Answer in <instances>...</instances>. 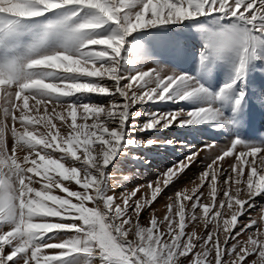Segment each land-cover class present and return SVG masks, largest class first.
<instances>
[{
    "label": "snow or ice",
    "instance_id": "1",
    "mask_svg": "<svg viewBox=\"0 0 264 264\" xmlns=\"http://www.w3.org/2000/svg\"><path fill=\"white\" fill-rule=\"evenodd\" d=\"M167 26L203 38L198 51L182 34L168 42L201 79L147 45L127 66L129 38ZM257 61L264 0H0V264H264V139L236 128L264 106ZM221 71L233 78L218 90L202 82ZM173 127L224 139L137 138ZM129 145L183 158L117 191L109 165ZM197 163L159 217L154 203Z\"/></svg>",
    "mask_w": 264,
    "mask_h": 264
},
{
    "label": "rangeland",
    "instance_id": "2",
    "mask_svg": "<svg viewBox=\"0 0 264 264\" xmlns=\"http://www.w3.org/2000/svg\"><path fill=\"white\" fill-rule=\"evenodd\" d=\"M156 35L150 40L145 41L141 37L142 33H136L137 37L135 41L129 38V44L125 47V62L130 69L138 67L144 63L149 57L145 56L141 51V48L145 45L152 49L153 57L162 58L164 61L170 63L171 67L177 71L186 72L189 75L196 76L198 79L202 78L203 69L198 68L196 60L192 55L176 56L168 47V42L174 37L181 35L184 39L193 44L198 51L203 45V38L199 35L190 36L187 30L180 26H167L161 29L148 30ZM264 61H257L255 67L249 71V80L256 88H264ZM233 78L231 72L225 74L223 71L214 72L212 74L211 82L206 79H202L206 87H210L212 91L218 90L223 84H226ZM31 103V102H30ZM199 103L198 98H194L192 101L186 102L188 107H197ZM254 105L251 109L246 108L244 111L249 113L245 119L243 126L236 125L237 131L240 134L242 140L248 141H261L264 139V106L252 101ZM167 110V109H162ZM43 114V112H41ZM79 122V119H78ZM206 128V126H204ZM157 135L163 139L182 138L187 142L194 143L197 146L204 140L212 142L210 137H213L211 130H206L204 134L197 132H190L187 129L181 128H169L164 129L161 133L156 132H144L140 133L137 138L139 139H155ZM235 135V133H233ZM217 143L223 142L224 137L214 136ZM159 148V150H157ZM186 151V149H185ZM132 156L139 157L138 160H133ZM182 159L181 152L174 151L172 146L165 145L163 147L153 146L151 148H139L129 145V152L127 156H117L109 168H112L113 164L117 165L119 172L117 173L120 183L123 185L118 188L117 191H123V187L132 188L136 185L146 184L148 180L155 178V173L162 168L171 166V163L177 159ZM148 160L151 162L150 166L144 164L143 161ZM202 170V165L197 163L193 165L185 175L181 177L179 182L169 190H167L158 201L154 203L153 208L156 210V214L159 217H163L166 212L165 204L167 203V197L182 187H192V181L196 178L199 172ZM59 194V193H57ZM259 199V198H258ZM259 209L252 212L254 217L259 216ZM149 213L144 214L143 222L147 224Z\"/></svg>",
    "mask_w": 264,
    "mask_h": 264
}]
</instances>
